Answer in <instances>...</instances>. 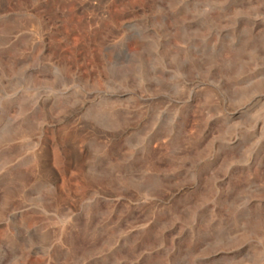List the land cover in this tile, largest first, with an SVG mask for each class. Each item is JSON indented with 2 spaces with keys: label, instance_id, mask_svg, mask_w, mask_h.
<instances>
[{
  "label": "rangeland",
  "instance_id": "374dc122",
  "mask_svg": "<svg viewBox=\"0 0 264 264\" xmlns=\"http://www.w3.org/2000/svg\"><path fill=\"white\" fill-rule=\"evenodd\" d=\"M0 264H264V0H0Z\"/></svg>",
  "mask_w": 264,
  "mask_h": 264
}]
</instances>
